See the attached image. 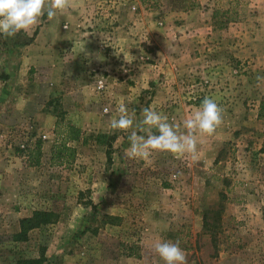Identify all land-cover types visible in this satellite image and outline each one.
Listing matches in <instances>:
<instances>
[{"label": "rangeland", "instance_id": "obj_1", "mask_svg": "<svg viewBox=\"0 0 264 264\" xmlns=\"http://www.w3.org/2000/svg\"><path fill=\"white\" fill-rule=\"evenodd\" d=\"M84 1L79 7L83 10L84 29L92 32L110 58H114L111 44L114 28L120 24L114 18V0ZM156 4L149 3L134 12H152ZM258 5L257 0H219L216 28L233 29L236 25L226 26L233 22L222 18L237 14L245 15L244 21L237 23L249 24L250 29H264V18L256 20ZM76 7L78 1L70 0V7L57 12L60 27L66 24L64 12L69 15ZM156 16L150 17L152 31L156 29L152 20ZM47 19L45 14L36 26L15 37L0 35L2 53L9 57L22 52L32 36L45 30ZM131 26L137 29L135 24ZM233 37L232 32L226 42L233 43ZM250 38L247 49L256 39ZM256 43L263 48L260 59L251 54L234 61V76L257 84L261 97L237 104L238 113L225 118L229 126L236 121L238 126L243 125L222 148H206V134H199L204 138L199 140L196 160L187 154L177 156L161 151H154L149 161L130 158L126 152L130 146L129 132L113 130L111 117L97 122L90 114L95 111L100 118L107 114L105 107L114 105L104 97L114 90L106 76L99 81L104 85L101 91L97 89L99 82L91 79V93L86 92L84 103H80L98 128L88 136L84 133L85 144H71L76 150L75 158L63 165L52 161L54 129L53 136L45 137L36 130L37 122L31 115L43 102L25 101L20 110L25 111L26 117L22 118L12 113L19 104L16 91H10L3 102L1 95L4 116L0 118V139L11 146L13 154L7 155V165L2 166L0 173V264L40 258L45 264H165L154 251L157 240L179 241L188 264H264V80H257L258 76L264 77V39L258 38ZM9 50L14 51L9 54ZM0 62H5L4 57ZM257 64L260 69H255ZM4 70L0 69V79L4 81L1 86H14L12 75ZM37 73L35 68L33 72L29 70L28 81L38 79ZM15 77L20 80L22 74ZM212 81L202 79L200 87ZM199 82L194 80L189 85ZM41 91L44 93L45 86ZM194 94L195 101L207 97L203 91ZM62 99L57 96L45 101V108L53 111L56 121L64 116L74 124ZM217 103L228 106L229 101ZM234 105L225 111L232 113L229 109ZM134 113L137 122L142 120L140 112ZM39 139L45 153L40 166H30L27 154L19 155L16 149L32 148ZM35 212L52 216L47 224L24 235L21 222L31 219Z\"/></svg>", "mask_w": 264, "mask_h": 264}, {"label": "crops", "instance_id": "obj_2", "mask_svg": "<svg viewBox=\"0 0 264 264\" xmlns=\"http://www.w3.org/2000/svg\"><path fill=\"white\" fill-rule=\"evenodd\" d=\"M77 1L78 8L69 15L64 12L66 24L60 27L58 13L55 18L47 19L45 30L40 29L36 36H32L33 40L24 46L22 52L8 57L0 49V59L3 60L4 57L5 61L0 62V69H6L4 71L9 72L15 82L14 86L10 84L2 87L4 81L0 79V96L2 95L3 102L10 91H16L19 104L12 111L15 116L26 117L25 111L20 110L25 101L43 102L40 109L36 107L31 115L37 122L35 127L39 133L47 135L45 137H49V134L53 136L56 118L53 111L45 108L44 104L45 101L60 96L71 113L70 119L88 136L98 126L90 122L92 118L86 116L85 106L80 103H84V94L91 93L88 91L91 79L97 80V83L106 76L114 90L104 92V97L114 105L105 107L107 114H102L100 118L92 111L90 114L97 122L102 118H118L121 104L126 106L130 114L140 112L141 117V110L151 107L166 115L170 123L179 125V130L186 132L180 124L201 105L203 100L195 101L194 93L203 91L204 95L216 102L225 99L229 101L228 106L220 104L224 109L223 123L213 135L206 134L205 147L222 148L232 137V133L241 129L243 124L238 126L236 121L229 126L225 124V118L238 113L235 110L237 104L261 96L257 84L250 83L246 77L234 76L236 66L233 62L250 57L251 54L260 59L263 48L256 42L258 38L264 39V29H250L251 25L244 23L225 24L236 25L233 29H217L215 20L219 0H114V18L120 24L114 28V44H111L114 58L111 59L102 43L93 37L92 32L84 29L85 24L81 21L83 10L79 7L85 1ZM257 1L260 12L256 20L262 21L264 0ZM155 2L157 8L154 11L135 14L137 9L143 10L149 3ZM152 15H158L152 19L156 27L154 31L149 25ZM222 20L228 21V18L223 17ZM131 24H135L137 29ZM232 32L234 42L229 44L226 37ZM250 37L256 39H252L250 49H247ZM45 38L46 43L43 44ZM13 51L9 50L8 53ZM256 67L260 69V64L255 69ZM34 68L38 72V79L28 81L29 70L33 72ZM19 72L22 79L16 80L15 76L17 74L18 79ZM202 79L214 81L200 87ZM194 80L200 82L189 85ZM42 86H45L46 96L41 91ZM33 87L37 93L32 90ZM233 103L235 105L229 109L233 112L225 111ZM3 116L0 109V118ZM197 135L199 140L204 138L199 133ZM79 143H73L74 147ZM10 154H13L11 146L0 139V173L2 166L7 165V155ZM13 157L16 159L15 155Z\"/></svg>", "mask_w": 264, "mask_h": 264}, {"label": "clouds", "instance_id": "obj_3", "mask_svg": "<svg viewBox=\"0 0 264 264\" xmlns=\"http://www.w3.org/2000/svg\"><path fill=\"white\" fill-rule=\"evenodd\" d=\"M70 7V0H0V35L15 37L19 32H27L36 26L46 14L51 20L58 11ZM264 80V77H257ZM142 120H135V113H129L125 105L119 106L118 118H112L113 130L128 131L130 158L149 161L154 151L170 152L177 156L198 157L199 134L213 135L223 123L224 109L210 97H205L201 105L183 121L186 132L179 125L170 123L168 117L151 107L142 110ZM153 129L156 131L153 132ZM155 253L165 264H188L187 254L180 242L157 240L153 245Z\"/></svg>", "mask_w": 264, "mask_h": 264}, {"label": "trees", "instance_id": "obj_4", "mask_svg": "<svg viewBox=\"0 0 264 264\" xmlns=\"http://www.w3.org/2000/svg\"><path fill=\"white\" fill-rule=\"evenodd\" d=\"M239 4L238 2H232ZM233 5V4H232ZM229 12V11H228ZM217 17V14H216ZM245 19V15H235L228 17V23L233 22H242ZM54 146L52 150V161L56 162L59 165L64 163H69L75 158L76 150L71 144L75 142L86 143V137L83 130L73 124L71 121L67 120L64 116L60 118L55 123L54 128ZM16 153L27 154L28 164L30 166H40L41 156L43 154V141L42 139L37 140L36 144L32 148L16 149ZM52 216L47 212H35L31 219H24L21 222L22 233L32 230L36 227H39L43 224L48 223V217ZM25 237V236H24ZM20 264H45L42 259H33V260H23Z\"/></svg>", "mask_w": 264, "mask_h": 264}, {"label": "built area", "instance_id": "obj_5", "mask_svg": "<svg viewBox=\"0 0 264 264\" xmlns=\"http://www.w3.org/2000/svg\"><path fill=\"white\" fill-rule=\"evenodd\" d=\"M97 89L101 91L102 89H104V85L101 82H99Z\"/></svg>", "mask_w": 264, "mask_h": 264}]
</instances>
